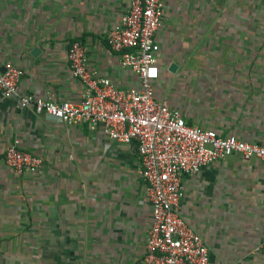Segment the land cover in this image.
<instances>
[{
  "label": "crops",
  "instance_id": "1",
  "mask_svg": "<svg viewBox=\"0 0 264 264\" xmlns=\"http://www.w3.org/2000/svg\"><path fill=\"white\" fill-rule=\"evenodd\" d=\"M128 0H0V65L23 70L20 95L77 102L67 59L84 43L92 70L139 87L106 35ZM154 93L189 125L264 146V0H165L154 36ZM175 65L173 69L171 66ZM42 157L15 174L0 157V264H141L152 208L136 143L0 99V153L13 141ZM179 212L212 264H264V162L233 154L182 178Z\"/></svg>",
  "mask_w": 264,
  "mask_h": 264
},
{
  "label": "built area",
  "instance_id": "2",
  "mask_svg": "<svg viewBox=\"0 0 264 264\" xmlns=\"http://www.w3.org/2000/svg\"><path fill=\"white\" fill-rule=\"evenodd\" d=\"M164 3L128 0V9L106 35L108 49L118 53L122 67L137 74L139 87H116L108 77L92 70L84 43L74 40L67 59L72 75L82 85L79 101L55 102L20 95L24 72L14 64L5 65L3 71L0 65V99L18 96L20 106L31 107L36 114L69 125H99L110 140L135 142L139 174L152 208L141 264H212L205 240L180 215L182 178L233 154L264 162V146L189 125L178 109L155 96L159 45L154 36L164 15ZM0 157L17 175L35 172L43 164L42 157L21 149L18 140ZM253 251L264 255V231Z\"/></svg>",
  "mask_w": 264,
  "mask_h": 264
},
{
  "label": "water",
  "instance_id": "3",
  "mask_svg": "<svg viewBox=\"0 0 264 264\" xmlns=\"http://www.w3.org/2000/svg\"><path fill=\"white\" fill-rule=\"evenodd\" d=\"M174 66H175V65H172V66H171V69H173V67H174ZM1 70L3 71L4 69H3V68H1Z\"/></svg>",
  "mask_w": 264,
  "mask_h": 264
}]
</instances>
